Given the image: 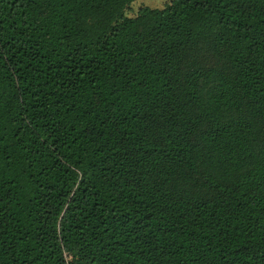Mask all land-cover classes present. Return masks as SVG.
Wrapping results in <instances>:
<instances>
[{
	"label": "trees",
	"instance_id": "1",
	"mask_svg": "<svg viewBox=\"0 0 264 264\" xmlns=\"http://www.w3.org/2000/svg\"><path fill=\"white\" fill-rule=\"evenodd\" d=\"M0 0V264H264V0Z\"/></svg>",
	"mask_w": 264,
	"mask_h": 264
},
{
	"label": "rangeland",
	"instance_id": "2",
	"mask_svg": "<svg viewBox=\"0 0 264 264\" xmlns=\"http://www.w3.org/2000/svg\"><path fill=\"white\" fill-rule=\"evenodd\" d=\"M170 1L171 0H136L126 13L128 16L132 17L135 16L142 7L163 8Z\"/></svg>",
	"mask_w": 264,
	"mask_h": 264
}]
</instances>
